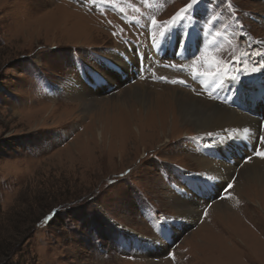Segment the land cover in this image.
Masks as SVG:
<instances>
[{
  "label": "rangeland",
  "instance_id": "rangeland-1",
  "mask_svg": "<svg viewBox=\"0 0 264 264\" xmlns=\"http://www.w3.org/2000/svg\"><path fill=\"white\" fill-rule=\"evenodd\" d=\"M190 3L0 0V264H264L263 180L256 185L235 173L231 189L197 201L189 224L182 214L179 190L189 175L204 173L195 163L200 147L229 130L197 132L174 113L146 108L130 123L115 105L141 77L99 70L101 56L133 48L132 39L149 47L175 26L190 36L206 31L198 35L206 47L195 72L240 76L242 65L254 78L262 67L253 57L264 51V0H198L180 12ZM177 12L182 20L173 25ZM91 69L112 86L85 88L104 99L85 109L78 99L88 96L70 86ZM164 75L144 82L223 104L200 83L188 88ZM165 222H181L179 234L161 235ZM150 239L161 242L152 252Z\"/></svg>",
  "mask_w": 264,
  "mask_h": 264
},
{
  "label": "bare ground",
  "instance_id": "bare-ground-1",
  "mask_svg": "<svg viewBox=\"0 0 264 264\" xmlns=\"http://www.w3.org/2000/svg\"><path fill=\"white\" fill-rule=\"evenodd\" d=\"M172 36L170 38H166L163 41L162 45L171 40ZM158 46L160 47L161 44H159ZM153 49L157 50L158 52L162 51V47L158 48L156 46H153ZM124 50L126 51V53L122 54V56L114 53L109 58L115 59L117 63H119V66L123 65V77L128 78L130 75V77H134L132 72L134 68L138 66V58L133 50L131 52V49L124 48ZM102 63L104 64L103 60ZM262 63L263 66L261 67V69L255 71L254 78H251L249 75L244 74V78L242 79H245L247 81L248 79H253V82L258 83L264 82V58L262 60ZM99 70L104 71V73L106 72L108 76H112L113 74V72L107 70L104 66H100ZM157 72L163 73L167 77H179V75H181V78L182 76H186V73H188V71L184 70L178 72L172 71L167 68H162L159 70H155V72L151 73L150 76H156ZM258 75H263V80L259 79ZM87 78H89V80L95 79L94 76L91 75V72L88 73ZM141 79L142 80L140 82H136L135 85L129 86L123 92L125 95L123 94L124 96L121 102L122 104L117 103L115 105L119 107V111L117 112H122L126 115V117H129L130 123L137 117V115H139L138 119L139 117L142 118L145 112L151 110L154 113H159V116L161 114L166 115V113L168 114L169 112L174 113L177 119L189 122L195 128V130H197V132H204L205 130L215 129H222V131L229 130L226 135H224L220 139L216 137L213 138V135L207 137L212 141L203 143L198 152L200 156L197 157L196 161L194 160L196 164L203 168L202 171L204 173L201 176L189 175L186 178V182L183 184V188L179 190V196L184 197L183 202L187 206L184 207L182 204V214H184V217L188 218V220H186L188 224L190 223L191 218L195 216L194 205L197 204V201L203 202L204 200L210 199L211 196L215 197L216 195H220L221 190L227 186L228 181L231 180V177L235 173H240L241 175L244 174V176L253 181V184L257 185V183H261L260 180H263L264 183V158L255 155V151L257 150L264 151V141L261 140V137H264V121H261L254 116L248 115L245 112L234 107H231L225 102L221 104L215 101L208 102L205 100H201L198 97L193 96L195 91L192 89L186 90L177 86L169 85L166 86V88L168 89H165L164 87L159 85L152 86L146 83L148 80L153 79H150L148 77H142ZM144 80H146V82H144ZM73 82L77 87L72 88L70 86L71 91L74 90L73 93L81 92L83 95L88 96V98L84 99L77 98L78 100H81V103L83 105H85V109H89L92 106L95 107V105L100 104V100L102 99L101 97H98L99 95L89 93V90L85 91V88H89L92 91H97L99 88H101V90H107L110 86H112L110 85V82L108 80L107 86H105V84H102L96 89L89 87V81L87 79L79 78L77 79V82L75 80ZM210 82V79L203 75L200 78L199 83L202 84L205 88V86ZM238 83L240 82H237V84ZM77 84H84L85 87L78 86ZM232 84L236 83L232 82ZM246 85L247 87H249L248 83L239 88V90L244 89ZM157 86L161 88H158ZM166 90L168 91L166 92ZM145 108L147 111L144 110V112L143 109ZM246 141H250V143H253L255 145V150L251 155V159H245L244 156H241V154L243 153H246V155L250 154L249 151L245 150ZM261 186L259 187L261 188ZM172 192L175 196L180 198L174 191ZM227 203L232 202L229 201ZM218 204L220 203H214L210 207L219 206ZM179 208H181L180 205H175V210H180ZM184 210H186V212ZM181 224V222L178 223V226L176 227L171 226L167 222L160 224L159 228L161 235L162 233L168 234L171 232L173 235L177 236L179 234L177 229ZM159 237L160 236H158V238ZM152 240H156V242L153 243ZM160 245L161 242L158 239H150L145 244V246H147V248L151 252Z\"/></svg>",
  "mask_w": 264,
  "mask_h": 264
},
{
  "label": "snow or ice",
  "instance_id": "snow-or-ice-1",
  "mask_svg": "<svg viewBox=\"0 0 264 264\" xmlns=\"http://www.w3.org/2000/svg\"><path fill=\"white\" fill-rule=\"evenodd\" d=\"M105 2H108V0H105ZM196 3H198V0H191V3H190L189 5H186L185 8L180 9V12H185V13H187L188 9L191 8L193 4H196ZM180 12H177V13H176V16L173 18V25H175V23H176V19H177V18H180ZM181 19H182V18H181ZM153 23L155 24L156 21L153 20ZM165 23H166V22H165ZM170 33H171V32L169 31V32H167V33H161V35H162V36H165V37L167 38V37L169 36ZM183 43H184V42H183L182 40L179 42L178 49H181V48L183 47ZM178 54H179V52H178ZM204 75H212V74H211V73H205ZM175 82H176V81H173V83H175ZM181 82H182V81H181ZM261 140L264 141V137H261ZM255 155L264 158V151H259V150H257V151H255ZM249 159H251V157H249ZM232 187H233V185H232L231 183H229V184H228V189H231ZM226 191H227V190H226ZM45 219H46V220H47V219H50V217H46Z\"/></svg>",
  "mask_w": 264,
  "mask_h": 264
}]
</instances>
